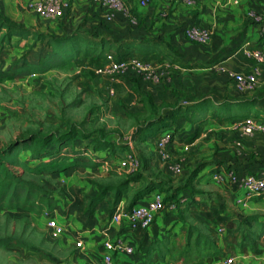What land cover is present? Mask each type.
<instances>
[{
  "label": "crops",
  "instance_id": "crops-1",
  "mask_svg": "<svg viewBox=\"0 0 264 264\" xmlns=\"http://www.w3.org/2000/svg\"><path fill=\"white\" fill-rule=\"evenodd\" d=\"M29 1L31 0H2L0 4L7 6L9 12L10 8L22 7ZM122 1L127 12L109 8L93 0H71L70 8L63 15L55 18L37 16L30 18L28 23L34 30L54 37L81 33L82 37L99 41L102 46L100 54L95 51L86 55L81 48V72L86 68L94 71V68L103 62L102 54L107 52L119 56H133L155 67L165 63L173 67L169 76L158 82L144 79L139 71L131 67L112 78L93 73L99 81H109L107 91L111 95L115 93L114 85L117 81L131 86L133 95L136 94L146 104L148 118L154 115L152 110L155 114L163 110L171 114L170 108H176L178 113L173 116L167 128H164L172 134L170 152L174 148L180 150L181 144L193 140L196 149L190 160H194V163L199 160L201 162L193 169L194 171L192 170V174L187 161L183 162L181 173H174L170 166L177 160L163 159L157 152L156 139L162 129L140 137L136 134L131 135L128 141L119 139L118 141L125 146L114 161L105 158L106 153L98 151L102 153L100 158H103L100 166L113 164L112 167L119 174L117 176L119 180L123 177L121 172L126 173L117 165L119 158L125 152L136 155L131 149L132 142L135 143L137 138L142 140L143 146L150 147V156H147L150 160L146 159L144 164L141 163L138 172L147 179L163 182L176 192L173 199L165 201L164 209L157 214L154 223L147 229H131L123 222L112 225L109 234L123 237L134 247L139 242L148 246L150 241L155 239H166L174 245H181L180 238L183 240L184 234L180 233L179 229L183 224L176 221V216L188 217L192 215L193 210L198 209L208 211L214 200V195L209 193L215 191L209 190L207 193L201 189L202 191L197 190L196 193L189 190L193 179L202 181L213 179L221 183L233 203L234 198L242 194V189L238 183L230 180L229 171L264 174V133L244 135L242 133L244 119L225 118L213 108L214 105L203 113L205 119L202 123L185 115L187 111L189 115L192 114L193 104L209 99L216 104L224 101H247L249 108L246 109L250 110L249 114L264 118V67L261 68L256 88L244 93L236 90L232 79L215 69L216 65L222 64L236 71L247 72L257 64L252 57L243 53V48L264 51V37L259 35L256 24L248 15L250 10L264 6V0H194V5H188L183 0H155L144 6L139 5L137 0ZM8 12L3 14L7 15ZM29 15L32 13L29 12ZM191 24L208 27L211 30L209 43L199 44L184 34L183 27ZM11 38L15 42L19 41V44L33 40L30 37L26 40L18 39L17 36ZM38 44L36 42L33 48ZM87 60L91 63L87 64ZM149 104L152 105V110ZM214 134L219 136L215 137ZM215 146L223 148L226 154L221 158L218 155H211V150ZM230 155L236 156L231 168ZM218 175L222 178L218 179ZM141 183L130 182L129 187H133L134 190ZM87 186L88 192L85 190L86 187L81 189V212L80 207L73 209L76 218L81 214V230L85 229L81 232L84 240L81 241L82 245L78 250L79 257L81 250L104 240L106 215L118 205L125 207L130 191L129 188V191L114 203L112 192L108 190L101 195L90 212L87 210L89 198L97 196L99 189L90 181ZM156 189L158 188L144 194L133 205L144 203ZM166 193L163 191L164 195ZM70 211L72 210L69 209L68 212ZM197 218L200 220V217ZM59 245L69 248L70 242L63 239L59 241ZM125 262L133 264L130 263L131 259H125Z\"/></svg>",
  "mask_w": 264,
  "mask_h": 264
},
{
  "label": "rangeland",
  "instance_id": "rangeland-1",
  "mask_svg": "<svg viewBox=\"0 0 264 264\" xmlns=\"http://www.w3.org/2000/svg\"><path fill=\"white\" fill-rule=\"evenodd\" d=\"M0 9L3 13L8 12L3 3ZM9 10V14L2 15L32 28L28 22L37 15L26 4ZM30 41L19 44L10 38L5 45L0 42V74H5L4 79L0 78V173L7 168L21 180L32 181L43 188L34 189L27 202L24 201L25 192L21 191L17 197L10 199L7 196L0 202V264H102V242L84 248L81 257L78 256L81 246H77L76 241L83 242L81 232L85 229L81 230V214L76 218L73 209L80 207L81 212V189L86 187L88 192L89 181L99 187L116 183L119 174L113 164L101 167L102 153L91 146L97 140L108 143L135 135L140 124L148 118L147 107L124 82H115V93L111 95L107 91L109 81H99L88 68L81 72V54L45 69L56 59L45 57L43 60L44 43L33 48L34 42ZM50 132L71 135L72 143L69 142L62 153H70L74 147L81 150L80 155L73 154L69 156L71 159L62 161L67 164L63 169L40 164L54 155L29 160L31 152H41L39 146L20 149L22 146L15 143L25 137H43ZM131 149L141 163L150 160L147 158L150 147L143 146L142 140L135 139ZM195 149L196 145L186 152L181 148L171 150L173 160L187 161L191 174L201 163L190 160ZM120 151L110 152L112 161L120 156ZM211 151V155L219 158L226 154L221 147L215 146ZM234 157L230 155V168L236 161ZM191 184L189 190L196 193L197 190L219 192L209 193L214 195V200L208 211L198 209L188 217L176 216V221L183 224L179 229L184 234L180 243H185L187 231L193 227L192 240L199 231L215 246L201 250L197 258L185 262L177 258L176 253L169 255L162 249L161 254L157 245L166 239H155L148 246L139 242L134 254L126 259H131L133 264H224L223 259L232 256L230 264H264V195L255 198L263 199L240 207L232 203L225 187L213 179H193ZM47 200L54 202L51 210L46 207ZM30 203H34L33 209L25 207ZM69 209L72 211L68 212ZM87 210H92L89 204ZM51 217L63 225L61 234H54L47 227V219ZM220 226L225 231L217 234L216 228ZM63 239L69 240V248L59 245Z\"/></svg>",
  "mask_w": 264,
  "mask_h": 264
},
{
  "label": "built area",
  "instance_id": "built-area-1",
  "mask_svg": "<svg viewBox=\"0 0 264 264\" xmlns=\"http://www.w3.org/2000/svg\"><path fill=\"white\" fill-rule=\"evenodd\" d=\"M99 4L116 10L127 9L122 0H93ZM155 0H137L138 4L144 6ZM171 1V0H166ZM188 5H194V0H183ZM71 5V0H31L26 4V7L32 10L37 16L42 18H55L63 15L68 11ZM248 15L252 18L257 26L258 33L264 37V6L257 10H250ZM184 34L192 41L199 44H207L211 39L212 32L208 27L197 26L194 24L183 27ZM243 53L252 57L256 61V65L250 71L241 72L232 69L226 65L218 64L215 69L224 74L229 79H232L237 91L244 93L252 91L258 84V78L261 68L264 67V51L260 49L243 48ZM129 67L139 71L144 79L152 82H158L162 78L169 76L173 68L168 63L158 67L152 66L150 63L142 61L133 56H119L113 52H107L103 58V62L94 68V73L107 78H112L120 72L125 71ZM255 132L264 133V122L248 117L244 120L242 133L251 136ZM123 141L130 140V136L122 137ZM171 131L167 129L161 130L156 139L157 152L163 159L172 158L169 146L172 143ZM194 145V141L190 140L181 144L180 148L183 152L189 151ZM118 167L126 172H134L141 167L140 159L130 153L125 152L118 160ZM171 170L179 174L183 170V162L181 160L174 161ZM218 179L222 177L217 176ZM229 177L232 182L238 183L242 189V194L234 198V205L245 207L251 203L256 197L264 195V174H255L252 172L238 173L229 171ZM256 194V195H255ZM165 207L164 194L156 189L151 196L142 204L133 205L129 208L124 206H116L106 219L105 238L102 241V264H127L125 259L127 256L134 254L135 247L119 235L109 234V229L112 225L125 223L131 229L144 230L150 227L157 216ZM47 227L54 234L63 232V225L57 222L52 217L47 219ZM225 231L224 227H217L216 233L221 234ZM81 240L76 241L77 246H81ZM233 260L232 256L223 259L224 264H230Z\"/></svg>",
  "mask_w": 264,
  "mask_h": 264
},
{
  "label": "trees",
  "instance_id": "trees-1",
  "mask_svg": "<svg viewBox=\"0 0 264 264\" xmlns=\"http://www.w3.org/2000/svg\"><path fill=\"white\" fill-rule=\"evenodd\" d=\"M0 34H2L0 36L1 43L10 42V38L12 36H17L18 39L25 40L29 37H34L33 44H35L36 42L41 44L43 42L45 46V54L43 56V60H45V57L56 59V61H54L53 63H49L48 66L46 65L45 69L53 66H59L65 61L75 58L80 54L81 48H83V53L86 55H90L95 51L100 54L102 48L99 41H95L88 37H82L81 33H73L72 35L66 37H54L51 34L38 32L33 28L18 24L2 15L1 12ZM0 78L4 79L5 74H0ZM211 105H214L213 108H215L216 111L225 118L236 117L245 120L248 117H252L256 120L264 122V118H260L256 114H249L250 110L246 109L249 108L247 101H224L220 104H216L212 103L209 99H204L192 105V114L189 115L187 111L185 115H187L188 118H194L195 120H198L200 123H202L205 119V116L202 115L203 113L207 112ZM149 107L150 110H152L151 104H149ZM169 111L171 112V114H167V111L165 110L155 114L152 110L154 115L148 118L144 124H140L139 129L136 131V135L140 137L142 135L158 131L159 129L163 130L164 128H167V126L172 122L173 116L178 113V110L176 108H170ZM236 111H238V113H236ZM71 138V135L67 133L58 135L55 132H50L43 137H25L24 139L16 141L15 143L22 146V148L20 149H26L32 146L37 148V146H39V148H41V152H35L34 150V152H31L29 160L34 161L45 156L51 157L52 155H54L53 158L47 161H43L40 164L63 169L67 166V164L62 163L63 160L71 159L69 158V156L71 157L73 154L75 156L81 154V150L76 149L75 147L70 153H62L63 148L65 146H68V144H70L69 142L72 143ZM50 144L52 146L48 147V145ZM122 144L123 143L119 142L118 140H113L111 142L108 141V143L97 140L93 143V147L91 146V148L95 151H102L106 153L107 156L105 155V158H110V152H114L115 149L122 151ZM88 147L89 146H87L86 148ZM70 162L68 164H70ZM20 164L22 163L20 162ZM138 171L139 169L131 173H124L122 175L123 177L116 183L99 185V194L89 200L88 204L91 206V209L93 210L94 205L99 200L101 195L108 190L112 192L114 203L118 202L120 197L129 191L130 182L134 181H141L142 183L134 190L133 187L130 188V191L128 192V203L125 206L126 208L133 206L136 200L156 187L158 189L160 188V191L162 193L163 191L167 192L166 195H164V203L166 200L173 199L175 197V190H171L170 187L165 186L161 181L145 178L144 175ZM37 188L43 187L41 185L35 184L32 181L21 180L19 178V175L12 173L7 168L2 169V172L0 173V202H2L3 199H5L7 196H9L10 199L17 197L20 191L25 192L24 201L27 202L31 198L34 189ZM53 203V200H47L46 207L51 210ZM34 206V203H30L25 207H28V209H33ZM192 231L193 227H190L187 231V237L184 244L174 245L168 240H164L158 243V251L163 254V249L169 255H171L172 253H176L177 258H182L183 261L188 262L191 259L197 258L201 250H206L215 246L214 242L208 240L207 237L199 231L196 232L197 235L192 240Z\"/></svg>",
  "mask_w": 264,
  "mask_h": 264
}]
</instances>
